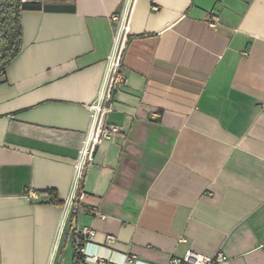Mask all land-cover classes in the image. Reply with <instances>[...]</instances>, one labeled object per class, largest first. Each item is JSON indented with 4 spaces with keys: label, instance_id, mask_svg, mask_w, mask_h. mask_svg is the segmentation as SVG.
Returning a JSON list of instances; mask_svg holds the SVG:
<instances>
[{
    "label": "crops",
    "instance_id": "obj_1",
    "mask_svg": "<svg viewBox=\"0 0 264 264\" xmlns=\"http://www.w3.org/2000/svg\"><path fill=\"white\" fill-rule=\"evenodd\" d=\"M125 1L24 0L0 71V264L50 262ZM122 72L103 117L119 132L71 217L95 231L81 264H264V0H135ZM55 264H75L68 237Z\"/></svg>",
    "mask_w": 264,
    "mask_h": 264
},
{
    "label": "built area",
    "instance_id": "obj_2",
    "mask_svg": "<svg viewBox=\"0 0 264 264\" xmlns=\"http://www.w3.org/2000/svg\"><path fill=\"white\" fill-rule=\"evenodd\" d=\"M134 3L135 0H126L121 13L112 18L116 23V27L113 48L107 60V74L101 92L90 105L92 110V125L86 144L81 150V158L76 165V178L74 184L75 195L73 194L66 203V219L61 225V229L51 253L49 264L56 263L60 243L64 237H68L75 244V253L81 256V258L78 259L77 264H81L87 260L85 244L93 241L95 237V231L93 229L76 227L75 224L71 223V217L76 210L78 199L82 195L85 167L88 161H90L93 150L103 138L110 139L111 135L119 132L115 127L110 130L106 129L103 117L111 110L108 107V104L111 102L114 92L126 84V77L122 72V59L130 34V17ZM207 21L212 28H215L219 23L218 18L214 15H208ZM92 133L93 135L91 136ZM98 216L102 219L106 218L100 213H98ZM116 240L117 239L114 236L107 237V242L109 244H113ZM225 260L226 258L223 255L211 258L194 252H189L182 259H174L172 262L173 264H218ZM94 262L98 264H106L105 260L98 258H94Z\"/></svg>",
    "mask_w": 264,
    "mask_h": 264
},
{
    "label": "trees",
    "instance_id": "obj_3",
    "mask_svg": "<svg viewBox=\"0 0 264 264\" xmlns=\"http://www.w3.org/2000/svg\"><path fill=\"white\" fill-rule=\"evenodd\" d=\"M30 7L23 0H0V71L13 63L22 51L23 12ZM41 8L40 5L32 6ZM57 203V202H55ZM81 256L75 253V264Z\"/></svg>",
    "mask_w": 264,
    "mask_h": 264
},
{
    "label": "bare ground",
    "instance_id": "obj_4",
    "mask_svg": "<svg viewBox=\"0 0 264 264\" xmlns=\"http://www.w3.org/2000/svg\"><path fill=\"white\" fill-rule=\"evenodd\" d=\"M93 133H94V132H93ZM93 133H92V135H93ZM92 135H91V136H92Z\"/></svg>",
    "mask_w": 264,
    "mask_h": 264
}]
</instances>
